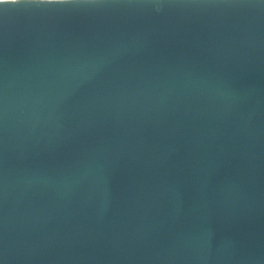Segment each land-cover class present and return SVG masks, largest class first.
<instances>
[{
  "label": "water",
  "instance_id": "obj_1",
  "mask_svg": "<svg viewBox=\"0 0 264 264\" xmlns=\"http://www.w3.org/2000/svg\"><path fill=\"white\" fill-rule=\"evenodd\" d=\"M0 264H264V0L0 4Z\"/></svg>",
  "mask_w": 264,
  "mask_h": 264
},
{
  "label": "clouds",
  "instance_id": "obj_2",
  "mask_svg": "<svg viewBox=\"0 0 264 264\" xmlns=\"http://www.w3.org/2000/svg\"><path fill=\"white\" fill-rule=\"evenodd\" d=\"M19 0H0V4H17Z\"/></svg>",
  "mask_w": 264,
  "mask_h": 264
}]
</instances>
